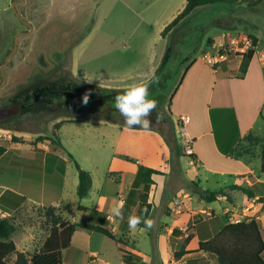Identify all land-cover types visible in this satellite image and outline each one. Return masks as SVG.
<instances>
[{"label": "rangeland", "instance_id": "obj_1", "mask_svg": "<svg viewBox=\"0 0 264 264\" xmlns=\"http://www.w3.org/2000/svg\"><path fill=\"white\" fill-rule=\"evenodd\" d=\"M184 7L185 0H0V104L12 102L25 89L46 83L62 70L71 71L91 85L107 88L126 89L131 83L146 82L150 69L162 64L172 39L178 44L173 47L168 65L171 69L182 65L195 48L199 50L190 63L211 52L207 60L224 54L228 56L227 63L234 66L243 58L241 54L251 48L252 35L261 40L264 50V2L253 8L245 4L197 8L176 30L162 37L165 27ZM210 38L220 41V46L211 50L209 46L214 41L208 43ZM245 38L249 39V48L244 47ZM185 67L187 64L183 70ZM233 74L242 75L239 69ZM206 88V83L202 84L196 94L199 111ZM174 98L171 108L166 101L160 109L155 130L121 128L102 120L48 112L20 114L0 122V146L8 151L0 160V183L15 187L21 173L34 174V178L44 182L46 162L44 183L46 188L55 189L46 194L44 202L49 203L44 206L30 202L10 215L0 210V216L11 218L16 227L10 239L17 251L9 258L10 263L16 260L17 253L28 258L33 255L53 226L54 218L47 217V213L54 209L55 217L71 223L110 229L118 239L139 251L138 264H188L201 257L205 264H217L209 253L180 260L174 254L190 234L195 237L186 249L196 250L201 238L213 237L228 222L252 216L239 207L246 202L243 193H237L235 201L220 197L207 203L193 192L194 158L180 142L177 122L172 117ZM69 154L93 178V187L83 199L77 196L78 172ZM139 164L155 168L162 175L155 177L156 184L149 195L153 208L148 218L154 220V227L130 231L128 216L135 214L139 202V189L133 185ZM26 182L30 190L34 181ZM208 186L211 191L216 188ZM56 199L60 200L52 201ZM117 201H123L127 208L123 220L110 214ZM80 204L90 210L79 211ZM230 206L234 208L228 211ZM253 217H259L264 235V214ZM32 233L33 243L29 240V244L21 245L20 241L30 239ZM93 251L100 254L99 258L93 256V264H101V260L129 264L121 259L113 240L82 228L76 230L71 246L63 251V264H91L89 254Z\"/></svg>", "mask_w": 264, "mask_h": 264}, {"label": "trees", "instance_id": "obj_2", "mask_svg": "<svg viewBox=\"0 0 264 264\" xmlns=\"http://www.w3.org/2000/svg\"><path fill=\"white\" fill-rule=\"evenodd\" d=\"M263 2L264 0H186L183 11L165 27L162 37L176 30L180 23L191 16L197 8L222 4L230 6L245 4L247 7L253 8ZM171 41L168 44L162 64L154 75L146 81L150 83V98L158 101V106L150 117L153 121L150 130L157 128V117L166 101L171 108L176 92L181 86L187 71L194 63V61L191 63L189 61L199 50V48H195L182 62V65L176 69H171L168 65L174 52L173 47L178 44L176 39ZM211 41L210 38L208 43ZM251 43V48L241 54L243 58L239 70L242 74L247 72L249 64L254 57L258 39L252 36ZM186 64L187 67L183 70ZM222 64H227V61ZM153 77H155V80ZM123 90L125 89L91 85L87 81L73 76L70 72H62L45 85L33 89L29 94L30 98L26 102L25 109L32 113L48 112L75 118L83 117L102 120L125 128L123 117L113 107L114 96L122 93ZM85 93L90 94V102L86 106L82 103ZM170 125L172 126L173 123L171 122ZM247 139L251 144L256 143V139L252 136H248ZM7 154L8 151L3 146H0V160L6 157ZM69 157L78 172L77 196L79 199H83L88 196L93 187V178L89 171L81 168L72 154H69ZM261 161V172L264 174V144L262 146ZM157 175H162L161 171L144 164L138 165L133 185L139 189V202L134 215L149 217L153 208V204L149 202V195L152 186L156 184L154 176ZM192 184L194 187L193 192L207 203L216 202L220 197H226L227 200L230 199L224 191L204 189L195 181ZM233 189L242 191L248 198L254 197L251 188L235 186ZM26 200V196L8 189L0 196V210L16 212ZM52 210L50 209V214L47 213V217L54 218L53 226L43 245L40 248L38 247L30 258L24 253H17L16 260L13 263H10L9 258L16 253L17 249L16 244L10 238L15 233L16 227L11 218L0 216V264H63V251L71 246L73 236L78 228L102 234L113 240L117 245L118 253L122 260L129 264L139 263V258L137 257L139 251L136 248H131L123 239H118L110 229L89 223H71L62 217H55ZM79 210L85 211L87 209L79 205ZM138 227L144 228L145 226L141 224ZM194 237V233L186 237L180 250L174 254L177 260L188 255L204 252L213 255L217 264H264V235L258 218L252 217L238 222H228L213 237L201 238L198 249L187 250L186 246ZM205 261L204 257L195 258L190 260L188 264H205Z\"/></svg>", "mask_w": 264, "mask_h": 264}, {"label": "crops", "instance_id": "obj_3", "mask_svg": "<svg viewBox=\"0 0 264 264\" xmlns=\"http://www.w3.org/2000/svg\"><path fill=\"white\" fill-rule=\"evenodd\" d=\"M252 23L254 24V22ZM256 27L259 28L257 25ZM220 36L222 35L219 34L218 38ZM252 36L258 39V46L245 74L241 76L233 74L234 71H238L242 58H239L234 66L229 63L223 65L222 63L227 61L228 56L225 55L222 61L216 63L213 60H207L211 56V52H206L207 55L195 60L187 71L174 98L176 105L171 112L176 122L184 115L191 118V123L188 126V134L193 139L194 152L191 181L198 182L202 188L207 190L209 189L208 185H213L216 187L214 191L227 192L230 201L236 200L237 193H243L233 187L251 188L254 197L248 198L243 193L246 196V202L239 207L241 210H246L245 214L253 217L258 216L259 213L264 214V174L261 172V154L264 144V50H262L261 40L257 36ZM215 40L212 39L213 46H209L211 50L218 48L221 44L220 41ZM242 52H245V48L242 49ZM159 66L160 64L156 68L150 69V74L146 76L147 81ZM204 83L207 88L202 97V110L199 111L196 109V94ZM248 136L255 138L256 143L251 144L247 139ZM43 170L46 183L48 173L46 162L43 163ZM135 172H137V166ZM32 175L34 174H29V177L28 174L21 173L19 183L17 182L15 187L0 183V196L8 189L26 196V202L18 210H22L30 202L39 206L48 204L49 200L44 202L45 196L55 189H51L52 186L46 188L44 182H40ZM26 179L36 183L39 181V184H35V186L34 182H31L30 191L29 185H26ZM57 200L60 199L52 201ZM81 206L90 210L88 206ZM246 206L249 208L247 209ZM124 208L123 212H127V208ZM135 208L136 206L133 211ZM231 208L234 206L226 209L229 211ZM3 212L10 215L17 211ZM256 218L259 219V217ZM24 232L28 233V229H25ZM48 236L49 234L37 248L43 245ZM32 237L34 238L33 233ZM31 238L22 239L20 244H29V240L33 243L34 239ZM93 256L99 258L100 254L95 251L90 252L89 261L91 264L96 263V258ZM101 264L111 263L101 260Z\"/></svg>", "mask_w": 264, "mask_h": 264}, {"label": "clouds", "instance_id": "obj_4", "mask_svg": "<svg viewBox=\"0 0 264 264\" xmlns=\"http://www.w3.org/2000/svg\"><path fill=\"white\" fill-rule=\"evenodd\" d=\"M155 80V77H153ZM150 83L134 82L127 86L122 93L114 96L113 107L123 117L124 127L127 129L150 130L153 121L150 119L152 113L158 106V101L150 98L149 92ZM90 102V94L83 95L82 103L87 105ZM160 117H157V122ZM124 202L117 201L110 209L111 217H116L121 220L123 215ZM128 227L130 231H135L139 225L143 224L146 229L154 227V220L145 218L140 215L128 216Z\"/></svg>", "mask_w": 264, "mask_h": 264}, {"label": "flooded vegetation", "instance_id": "obj_5", "mask_svg": "<svg viewBox=\"0 0 264 264\" xmlns=\"http://www.w3.org/2000/svg\"><path fill=\"white\" fill-rule=\"evenodd\" d=\"M20 18V17H19ZM20 20L22 21V22H24V23H26L29 27H30V29L32 30L33 29V27L32 26H30L27 22H25L24 20H23V18L21 17L20 18ZM29 33V32H28ZM28 33H22V35H26V34H28ZM16 41V40H15ZM15 50V49H14ZM17 50V49H16ZM15 50V51H16ZM11 56H9L7 59H6V62H5V66H7L8 65V60H9V58H10ZM62 72H70V73H72L71 71H66V70H62L61 72H59L58 74H60V73H62ZM1 73H2V76H3V80H4V82H6L7 81V78H6V76H5V74H4V69L3 68H1ZM58 74H56V76L58 75ZM72 75H73V73H72ZM73 76H75V75H73ZM55 77V76H54ZM76 77V76H75ZM48 82V81H47ZM46 82V83H47ZM46 83H44V84H42V85H35V86H31V87H29V88H27V89H25L23 92H21L19 95H17V97L15 98V99H13V101L12 102H9V103H7V104H0V106H12V105H16L17 107H19V109H20V113L18 114V115H29V114H36V113H32V112H29L27 109H25V106H26V102L29 100V98H30V93L33 91V89H35V88H37V87H39V86H43V85H45ZM2 85H0V87H1ZM42 113V112H41ZM18 115H16V116H14V117H17ZM14 117H7V118H2V116L0 117V122H5V121H9V120H11L12 118H14Z\"/></svg>", "mask_w": 264, "mask_h": 264}, {"label": "built area", "instance_id": "obj_6", "mask_svg": "<svg viewBox=\"0 0 264 264\" xmlns=\"http://www.w3.org/2000/svg\"><path fill=\"white\" fill-rule=\"evenodd\" d=\"M245 40H246V45L244 47L249 48V45H248L250 44L249 39L245 38ZM235 42L236 40H234L233 43L235 44ZM224 56H225L224 54H220L214 58L211 57L210 59L217 63L220 60L222 61V59H224ZM190 123H191V118L187 115H184L179 118V120L176 123V126H177V131L179 133L178 136H179L181 144L184 146L187 154L192 156L194 155L193 148H192L193 139L188 134V126L190 125Z\"/></svg>", "mask_w": 264, "mask_h": 264}, {"label": "water", "instance_id": "obj_7", "mask_svg": "<svg viewBox=\"0 0 264 264\" xmlns=\"http://www.w3.org/2000/svg\"><path fill=\"white\" fill-rule=\"evenodd\" d=\"M16 49H17V40L15 41V50ZM19 113H20V109L16 105L0 106V117L2 116V118L14 117L18 115Z\"/></svg>", "mask_w": 264, "mask_h": 264}]
</instances>
